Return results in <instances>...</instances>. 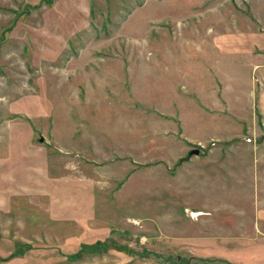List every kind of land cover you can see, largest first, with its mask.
<instances>
[{"label":"rangeland","instance_id":"obj_1","mask_svg":"<svg viewBox=\"0 0 264 264\" xmlns=\"http://www.w3.org/2000/svg\"><path fill=\"white\" fill-rule=\"evenodd\" d=\"M261 63L264 0H0V264H264Z\"/></svg>","mask_w":264,"mask_h":264},{"label":"trees","instance_id":"obj_2","mask_svg":"<svg viewBox=\"0 0 264 264\" xmlns=\"http://www.w3.org/2000/svg\"><path fill=\"white\" fill-rule=\"evenodd\" d=\"M110 245L108 244V241L106 240V241H104L103 243H101V242H96L95 244H91V245H84V244H81L80 245V247H78L77 248V250H76V252L75 253H73V254H71L70 256H75V255H80L82 252H83V250H91L92 252H94V251H100L101 249H107L108 247H109ZM28 248V246H25V247H23L22 249H21V251L19 250V251H17V252H22V254H24L26 251V249ZM15 253H16V251H15ZM8 258V257H7Z\"/></svg>","mask_w":264,"mask_h":264},{"label":"crops","instance_id":"obj_3","mask_svg":"<svg viewBox=\"0 0 264 264\" xmlns=\"http://www.w3.org/2000/svg\"><path fill=\"white\" fill-rule=\"evenodd\" d=\"M258 60H256V61H258ZM257 66H258L257 69L260 70V72L258 73V77H259L260 83H262V87L264 89V63L258 64Z\"/></svg>","mask_w":264,"mask_h":264},{"label":"water","instance_id":"obj_4","mask_svg":"<svg viewBox=\"0 0 264 264\" xmlns=\"http://www.w3.org/2000/svg\"><path fill=\"white\" fill-rule=\"evenodd\" d=\"M199 153L198 149L190 150L187 154V158L191 157L192 155H197Z\"/></svg>","mask_w":264,"mask_h":264}]
</instances>
